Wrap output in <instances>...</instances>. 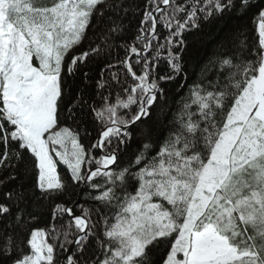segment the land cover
<instances>
[{
  "label": "snow or ice",
  "instance_id": "obj_1",
  "mask_svg": "<svg viewBox=\"0 0 264 264\" xmlns=\"http://www.w3.org/2000/svg\"><path fill=\"white\" fill-rule=\"evenodd\" d=\"M254 7L253 0H142L135 10L128 0H0V169L13 173L0 184L20 179L22 164L36 173L31 192L21 184L5 193L0 218L23 230L37 219L28 210L35 191L49 203L47 227L24 241L29 252L14 233L0 234V261L264 264V8L256 16L259 49L248 53L255 59L245 57L243 32L225 34L209 60L216 78L191 87L162 144L145 129L134 159L119 167L136 125L168 102L163 84L183 72L187 34ZM130 13L137 23L129 42ZM90 29L88 49L66 61ZM114 48L123 56L101 70L99 104L65 90V73ZM85 106L96 126L87 147L78 126ZM58 163L98 207L61 201L68 184Z\"/></svg>",
  "mask_w": 264,
  "mask_h": 264
},
{
  "label": "trees",
  "instance_id": "obj_2",
  "mask_svg": "<svg viewBox=\"0 0 264 264\" xmlns=\"http://www.w3.org/2000/svg\"><path fill=\"white\" fill-rule=\"evenodd\" d=\"M108 3H113V0H108ZM137 3H142V0H128V5L132 10H135ZM256 5L245 16H239L236 14L226 15L223 19H211L210 22H205L200 31H193L186 36L187 50L183 54V72L177 76L174 81L163 84V87L167 91L168 102L158 105L153 109V115L150 120H145L138 123L133 129V138L127 145L126 151L120 156L119 167H124L127 163L134 159L135 154L142 147L146 137L143 135L145 129L151 131V140L162 144L167 138L169 130L172 128V121L175 114L179 112L183 103L190 102L191 87L198 83H207L208 80H214L217 76L218 66L209 63V60L215 50L216 44L220 38L229 32H235L237 30L243 32L246 36L247 53H245L246 59H255V57L248 55L252 49H259V35H258V21L256 20L257 12L260 8H264V0H253ZM137 21L129 14L128 20L125 24L128 26L126 38L130 42L136 30ZM93 36V32L90 29L83 40V42L74 47L69 56L66 57V61H70L71 56L81 53L88 49L89 42ZM98 42V41H97ZM123 41H117L122 43ZM95 47V44L92 45ZM123 56V51L118 49H112L110 52L102 53L99 57L92 56L86 63L79 66V70L74 76H68L65 73V90L70 91L73 96L83 95L88 104L94 101L99 104V97L97 96V81L101 79V70L105 68L107 63H115L117 55ZM116 70V69H113ZM160 74H165L167 69L161 67L159 69ZM83 73H88L87 77ZM108 70H105V78L108 76ZM195 111V106H193ZM67 126L75 128L70 121L65 122ZM79 131L81 134V142L87 147L89 143L94 142L96 138V132L94 131L95 125L92 121L91 115L87 106L84 108V114L81 115L78 121ZM88 133L89 135H85ZM15 148V145L11 146ZM59 175L68 184L65 194L61 197V201L72 202L78 201L79 204L85 207L95 209L98 205L91 202L89 195L90 189L83 187V184L74 186L68 179V170L65 165L59 164L57 166ZM17 173L20 175V179L13 180L11 182L0 184V201L10 203L5 200V193L19 189L23 184V189L32 191V186L35 183L36 173L33 172L31 163L20 165L17 168ZM10 175H13L11 171H5L0 169V180H4ZM95 194L94 192L92 193ZM60 202V201H57ZM28 210L32 212L36 217V222L28 224L25 229L8 228L7 225L11 222V218H0V234L6 232H12L15 235L16 244L23 248V252L27 253L30 249L25 246L24 241L30 236V231L33 228H46L49 223V203L46 199L41 197L39 190H36L34 195L28 203ZM15 214L16 209H12ZM77 214L79 211L77 210ZM51 242V241H49ZM164 246H161L163 249ZM160 254V249L154 254V258H157ZM59 259V257H57ZM0 264L4 262L0 261Z\"/></svg>",
  "mask_w": 264,
  "mask_h": 264
},
{
  "label": "water",
  "instance_id": "obj_3",
  "mask_svg": "<svg viewBox=\"0 0 264 264\" xmlns=\"http://www.w3.org/2000/svg\"><path fill=\"white\" fill-rule=\"evenodd\" d=\"M83 187H84V185H83Z\"/></svg>",
  "mask_w": 264,
  "mask_h": 264
},
{
  "label": "rangeland",
  "instance_id": "obj_4",
  "mask_svg": "<svg viewBox=\"0 0 264 264\" xmlns=\"http://www.w3.org/2000/svg\"><path fill=\"white\" fill-rule=\"evenodd\" d=\"M58 159V158H57Z\"/></svg>",
  "mask_w": 264,
  "mask_h": 264
}]
</instances>
